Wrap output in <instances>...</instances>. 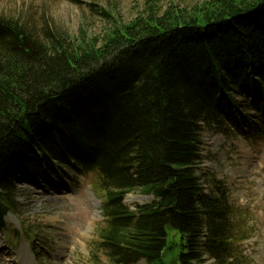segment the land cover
I'll return each instance as SVG.
<instances>
[{"label":"trees","instance_id":"trees-1","mask_svg":"<svg viewBox=\"0 0 264 264\" xmlns=\"http://www.w3.org/2000/svg\"><path fill=\"white\" fill-rule=\"evenodd\" d=\"M90 6L108 25L74 39L0 14V229L17 175L76 164L104 193L90 264H239L226 191L204 193L196 166L232 93L264 113V0L152 5L128 22ZM137 189L154 198L133 213L122 200Z\"/></svg>","mask_w":264,"mask_h":264},{"label":"rangeland","instance_id":"rangeland-1","mask_svg":"<svg viewBox=\"0 0 264 264\" xmlns=\"http://www.w3.org/2000/svg\"><path fill=\"white\" fill-rule=\"evenodd\" d=\"M203 1L0 0V14L33 27L40 39L47 21L54 32L74 39L81 31L88 37L101 35L108 25V20L93 12L90 4L106 9L119 22H128L152 5L163 11L171 4L189 8ZM232 94L240 110L227 118L223 129L201 132V160L196 172L205 193L216 191V181H222L234 220L242 212L250 224L256 225L255 235L243 243V251L251 264H264V114L253 109L250 99ZM59 169L56 176L49 175L48 179L15 177L14 213H8L6 229L0 230V246L4 247L0 249V264L3 257L12 264H24L27 248L33 252L36 264H90L103 220L102 200L99 198V205L95 200V207L89 194L93 207L86 193L92 192L87 186L93 179L91 173ZM152 199L151 194L138 189L126 194L123 202L135 211ZM16 230L21 231L19 235ZM99 257L107 262L103 252ZM33 261L29 264H35ZM210 263V259L205 262Z\"/></svg>","mask_w":264,"mask_h":264},{"label":"bare ground","instance_id":"bare-ground-1","mask_svg":"<svg viewBox=\"0 0 264 264\" xmlns=\"http://www.w3.org/2000/svg\"><path fill=\"white\" fill-rule=\"evenodd\" d=\"M92 198H93V196H92ZM127 198H128V196H127ZM92 200L95 202V199H94V198H93ZM127 201H128V200H127ZM95 207H96V202H95ZM83 235H84V234H83ZM2 248H4V247H1V246H0V249H2ZM27 254H28V255H27V256L25 257V259H24V260H25L24 264H29L30 261H33L31 255H29V252H28V251H27ZM28 256H30V257H28ZM5 258H6V257H3V258H2V259H4V262H2L1 264H12V263L10 262L11 260L6 261L7 258H6V259H5ZM0 259H1V258H0ZM34 260H35V259H34ZM35 261H36V260H35ZM35 261H33V262L35 263ZM33 262H32V263H33ZM19 264H22V263L20 262ZM35 264H36V263H35Z\"/></svg>","mask_w":264,"mask_h":264}]
</instances>
